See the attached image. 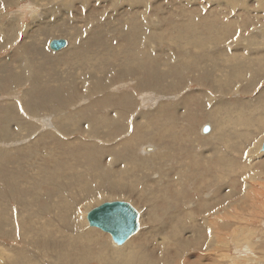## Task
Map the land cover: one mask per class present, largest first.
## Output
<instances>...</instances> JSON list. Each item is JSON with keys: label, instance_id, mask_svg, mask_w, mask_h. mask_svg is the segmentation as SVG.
<instances>
[{"label": "rangeland", "instance_id": "1", "mask_svg": "<svg viewBox=\"0 0 264 264\" xmlns=\"http://www.w3.org/2000/svg\"><path fill=\"white\" fill-rule=\"evenodd\" d=\"M263 34L264 0H0L8 264H264ZM115 200L121 247L85 219Z\"/></svg>", "mask_w": 264, "mask_h": 264}, {"label": "water", "instance_id": "2", "mask_svg": "<svg viewBox=\"0 0 264 264\" xmlns=\"http://www.w3.org/2000/svg\"><path fill=\"white\" fill-rule=\"evenodd\" d=\"M69 45L65 39H54L50 42V49L57 51ZM203 134L211 132L209 124L203 126ZM154 148L146 146L143 151L151 153ZM264 153V141L261 146ZM140 212L128 201H108L93 208L87 213L86 219L90 227H95L111 236L117 246L125 244L140 230Z\"/></svg>", "mask_w": 264, "mask_h": 264}, {"label": "bare ground", "instance_id": "3", "mask_svg": "<svg viewBox=\"0 0 264 264\" xmlns=\"http://www.w3.org/2000/svg\"><path fill=\"white\" fill-rule=\"evenodd\" d=\"M227 2H228V1H227ZM134 11H136V9H134ZM152 13H153V11H152ZM256 35H257V34H256ZM263 35H264V34H263ZM258 37H259V36H258ZM63 49H64V48H63ZM51 50H52V49H51ZM61 50H62V49L57 50V51H55V52H58V51H61ZM52 51H54V50H52ZM183 61H184V60H183ZM206 71H207V70H205V72H206ZM208 71H209V70H208ZM207 73H209V72H207ZM210 75H211V74H208V76H210ZM203 78H205V76H204ZM213 79H214V78H213ZM152 80H153V79H152ZM202 80H203V79H202ZM150 81H151V80H150ZM151 82H152V81H151ZM153 83H154V82H153ZM153 83H152V84H153ZM214 90H215V89H214ZM214 92H215V91H214ZM117 103H118V102H117ZM217 108H218V106H217ZM221 108H222V107H221ZM219 109H220V108H219ZM90 114H91V113H90ZM82 115H83V114H82ZM82 115H81V116H82ZM82 117H84V115H83ZM114 118H115V117H114ZM109 119H110V118H109ZM61 121H64V120H61ZM80 121H81V120H80ZM94 121H95V119L92 120V122H94ZM104 123H105V122H104ZM61 124H63V123H60L59 126H61ZM85 127H86V126H85ZM60 129L65 130L63 126H61ZM202 129H203V128H202ZM212 129H213V128H212ZM81 131H83L82 128H81ZM102 131H103V130H102ZM211 133H212V131H211ZM211 133H209V134H211ZM202 134H203V131H202ZM203 135H205V134H203ZM262 143H263V142H262ZM262 143H261L260 146H262ZM147 146H148V145H147ZM149 146H150V145H149ZM84 147L87 148V146H84ZM150 147L154 148L153 146H150ZM154 149H155V148H154ZM153 151H154V150H153ZM260 151H261V147H260ZM142 152H143L144 155H145V154H150V153H146V152H144V151H143V148H142ZM154 152H155V151H154ZM127 157H128V155H127ZM251 180L253 181V176H251ZM245 186H246V185H245ZM94 190H95V189H94ZM217 197H218V196H217ZM217 197H215L213 200H208V199L205 200V203L208 202V203H213V204H215V205L213 206V208H211L210 210H215V209L217 208V204H218L219 206H221V204L217 202ZM230 198H231V197H230ZM100 205H101V204H100ZM98 206H99V205H98ZM133 206H134V205H133ZM199 206H200V205H199ZM134 207H135V206H134ZM196 209H197V208H196ZM226 210H227V209H226ZM192 211H194V210H192ZM208 211H209V210L205 211V212L203 213V214H204L203 216L207 215ZM140 214H141V213H140ZM141 215H142V214H141ZM86 216H87V215H86ZM141 217H142V216H140V229H141ZM85 219H86V218H85ZM86 220H87V219H86ZM211 224H212V223H211ZM211 224H209V225H211ZM206 227H207V229H211V228H213V227L208 226V225H206ZM91 228L94 229L95 227H91ZM192 228H193V227H192ZM96 229H97V228H96ZM139 231H140V230H139ZM138 233H139V232H138ZM218 234H219V233H218ZM218 234L213 235V233H212V236L210 235V236H211V239H210V240H212V239L214 240V239H215L216 241H218V239H219L218 237H220ZM135 235H136V234H135ZM135 235H134V236H135ZM208 235H209V234H208ZM134 236H132L131 238H133ZM131 238H130V239H131ZM130 239H129V240H130ZM129 240H128V241H129ZM128 241H127V242H128ZM127 242H126V243H127ZM126 243H125V244H126ZM204 243H205V242H204ZM125 244H123V245H125ZM123 245H122V246H123ZM237 245H238V244H237ZM116 246H117V245H116ZM117 247H121V246H117ZM216 251H217V250H216ZM216 251H215V252H216ZM209 253H210V252H209ZM218 253H219V252H218ZM217 256H218V255H217ZM241 256H242V255H241ZM9 260H10V259H8V257L5 258V257L0 253V264H8V263H9Z\"/></svg>", "mask_w": 264, "mask_h": 264}]
</instances>
